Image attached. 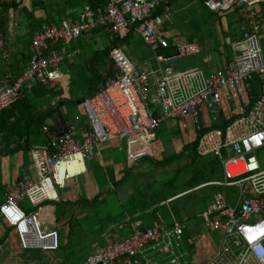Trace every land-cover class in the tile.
<instances>
[{
	"label": "built area",
	"instance_id": "2783aa9c",
	"mask_svg": "<svg viewBox=\"0 0 264 264\" xmlns=\"http://www.w3.org/2000/svg\"><path fill=\"white\" fill-rule=\"evenodd\" d=\"M24 1L0 0L16 5ZM174 1L107 0L100 6L86 4L75 16L44 22L32 31L29 61L22 72L1 81L0 113L36 85L49 91L62 87L66 75L60 67L65 61L74 62L67 46L91 41L96 31L120 40L134 34L153 54L137 65L123 46H114L108 55L114 72L80 103L82 115L68 123L49 118L42 126L45 145L29 153L37 178L23 177L8 186L0 205V222L15 230L23 250H59V232L50 227L53 217L46 203L60 202L59 189L86 173V161L98 146L112 140L123 143L132 166L157 156L160 123L181 120L184 127L187 122L195 126L197 155L216 157L225 177L207 184L225 191H217L199 215L207 231L221 234L203 264H264V169L257 157L264 147V0H203L217 14L237 11L245 30L223 70L207 75L198 68L177 71L173 64L199 55L196 43L177 44L174 55L160 53L170 46L165 28ZM8 12L13 16L14 9ZM1 21L0 9V25ZM12 52L0 28V55L9 61ZM254 77L261 80L255 100L248 91ZM24 201L35 209L26 212ZM184 233L185 219L168 223L158 215L151 226L136 220L128 236L115 239L80 264H193Z\"/></svg>",
	"mask_w": 264,
	"mask_h": 264
},
{
	"label": "crops",
	"instance_id": "0c3cea01",
	"mask_svg": "<svg viewBox=\"0 0 264 264\" xmlns=\"http://www.w3.org/2000/svg\"><path fill=\"white\" fill-rule=\"evenodd\" d=\"M22 6L26 7V11H31L30 4L26 3ZM173 8L174 12L165 28V36L171 46V48H168L169 52H171V49H174L175 52L176 45L179 43H196L200 48V54L197 56L203 54L197 62H193L188 66L180 61L182 58L176 59L173 62L175 69L184 71L198 68L206 75L222 71L233 57V47L243 38L245 30L242 23L237 26L235 23L238 21L233 16L228 15L229 12L217 14L209 11L204 6L203 0H175ZM262 10L264 12V5H262ZM185 12H189V14H185ZM172 17L176 18L177 24L180 23L179 27L181 29L178 26L171 25ZM239 19L241 22L240 16ZM25 21L27 24L25 32L27 30L29 35H32L36 25L33 26V20L31 19ZM185 25H190L186 28V31L191 30L192 32L183 34L182 27ZM201 28L209 31L213 38L210 39L212 43L204 40L200 33ZM20 31L15 37L19 45L17 48H15V45H13L15 46L14 49L12 48L11 38L7 41L13 52L7 63L0 64V84L3 79H13L18 76L29 61L31 35L28 38L29 40L25 41ZM105 33L109 32L96 31L93 33L92 40L88 41L89 43H85L84 40L75 41L72 51L75 54L77 53L80 59H90L98 50H103V47H99V44L94 43V41ZM13 34L15 33H11V35ZM111 38L113 37L111 36ZM113 40L115 39L113 38ZM142 43L139 37L131 34L123 44V47L127 49V53L131 55L137 65H141L145 60L152 59L153 56L149 49H145L141 45ZM216 44H218L217 55L215 53L211 54V46ZM26 50L27 54L25 53ZM65 75L63 86L58 87L56 90H47L46 93L41 92L38 94L33 88L27 93L26 103L22 102L17 106V114L21 111L25 114L23 120H15V116L7 119L6 115L9 114V112H6L7 110L0 113V166L3 175L0 205L4 201L5 190L8 186L18 182L23 177L32 180L37 178L29 153L32 148L44 146L46 140L42 127L40 128L37 122L32 119H35L38 113H46L59 105H52V101L48 96L63 92L69 84L68 76L71 73L67 72ZM75 106L78 110L74 117L82 115L81 105ZM226 110L227 105L222 106L225 119H227ZM64 111V107L61 106L51 118L58 117L64 123H68L72 118H69L68 112L65 114ZM156 113L157 115L160 113L158 106H156ZM203 118L206 120L207 117ZM80 127H83V125L80 124ZM158 132L161 136H165L171 144L174 155H168L163 143L160 146L155 145L157 153L155 158L148 157L129 166L123 143L112 140L97 147L94 157L86 161V173L70 179L63 188H60L58 191L59 203H46V207L53 217L50 227L59 232V250L50 252L23 250L15 230L0 222V235L2 237L0 264H80L87 256L102 250L115 239L130 234L131 224L134 221L140 220L143 224L146 222L155 223L156 218H152L155 217L153 213L155 209L154 207L151 208V198L148 201L149 193L147 191L159 188L158 182L160 181L158 179L162 175L157 173L155 175L158 177H155L154 173L156 171L153 168H157L162 172L163 170L159 168L163 166L164 168L166 166L170 168L171 161L175 159L186 157L187 162L184 165L188 166L196 163L199 158L194 159L195 156L192 154V145L195 144L197 133L191 122H187V127H184V122L181 120L164 121L160 123ZM206 163L212 179L202 180L192 188L171 195L161 202L160 206L168 203L172 204L174 201L184 198L193 190L198 191L212 186L207 185L211 182L223 181L225 177L219 160L213 157V159H208ZM146 176L150 179V183L154 182L153 186L146 187L141 184V187H139L135 184ZM144 191L147 193L141 196ZM216 192L217 190L214 191L213 195ZM140 197L147 199L148 202H141ZM22 205L28 213L35 209L27 201H24ZM177 208H179L177 209L179 218L174 216L173 219H185L184 239L186 242L188 241L186 247L191 252L193 264H203L209 255L214 252V249L210 248L212 235L204 228L200 214L195 215L191 207L186 205ZM189 241L193 243H189ZM215 247L216 243L214 244Z\"/></svg>",
	"mask_w": 264,
	"mask_h": 264
},
{
	"label": "rangeland",
	"instance_id": "374dc122",
	"mask_svg": "<svg viewBox=\"0 0 264 264\" xmlns=\"http://www.w3.org/2000/svg\"><path fill=\"white\" fill-rule=\"evenodd\" d=\"M33 1L34 0H25L24 4H30L31 6V12H27L24 10V12H21L20 8H16L14 9L13 12V16L9 15L7 17V23H8V29L7 33L5 35L6 41H8L10 38V42H11V46L14 49L17 48L18 45V40L15 38L16 35L19 33L23 34V38L25 41H28L30 35L29 33L25 32V26L26 21L25 19L30 17L33 19H41L39 22L40 23H44L47 22V17L50 15L51 17L55 18L56 21H58L61 18L67 17V15L69 13H72L73 11L78 12L80 11L83 7H82V0H38L39 4L41 5H45V7L43 9H40L39 7H35L33 6ZM72 3L73 6H66L67 3ZM21 6V5H20ZM48 8V12H46V9ZM64 9V10H62ZM205 10V9H204ZM185 14H189V12H185ZM28 15V16H27ZM228 15H231L234 17V19L238 22H236L235 24L238 26L240 22L239 19V14L237 11H233V12H229ZM28 18V19H30ZM43 19V20H42ZM173 21V22H172ZM172 21H171V25L172 26H178V28H180V23H176V18L172 17ZM40 25V24H38ZM190 27V25H185L182 27L183 29V34H186L188 32H192L191 30L186 31V28ZM181 29V28H180ZM191 29V28H190ZM203 28H201L200 33L202 34V37L204 38V40L206 42L212 43V41L210 39H213L212 36L210 35L209 31H206L205 29L202 30ZM14 31V32H13ZM197 31V29H196ZM99 32V31H97ZM231 32V31H230ZM233 32V30H232ZM11 33H15L13 35H11ZM95 33V32H94ZM199 33V34H200ZM111 34L109 33H105L99 36V39H95L94 43H98L99 47H103V49H107L109 48L115 41L113 40V38H111ZM85 43H89L88 41H85ZM141 43V42H140ZM73 44L75 45V43H71L70 45L67 46V51L69 53H71L72 55V60L74 61L73 64H69V61H65L62 63L61 65V70H63L64 73H71V75H69V79L68 82L69 84H67L66 88H64L63 92L60 94H56V95H50L48 96L50 98V101H52V105L55 104H61L63 101L64 104L62 105L64 107V113L69 114V118H72L71 120L74 119V115L76 114L77 106H75L74 104H72V102H76L80 99H83L86 96V90H87V86L90 84L89 83V75H91V73L93 72V77H96L97 71L93 70L91 67H89V65L84 66V62H86L87 60L84 59H80L78 57V54L74 53L72 50V46ZM15 45V46H13ZM145 47V49L147 48L143 43L141 44ZM218 44L211 46V54L217 55L218 52ZM261 46H262V51H263V55H264V37L261 39ZM134 47V45H133ZM125 48V47H124ZM126 49V48H125ZM148 49V48H147ZM129 50H131L129 48ZM215 50V51H212ZM127 51V49H126ZM128 52V51H127ZM25 53L27 54V50L25 51ZM131 56V55H130ZM203 56V54L201 55ZM201 56H193V57H189V58H182L180 61L185 63L187 66L189 64H193V62H197V60L200 59ZM7 63V61H5L1 55H0V64L3 65L4 63ZM95 79L94 83H97L98 80ZM66 90V92H65ZM59 92H61L59 90ZM51 118V117H49ZM47 118V120L49 119ZM158 138L155 141V145L160 146L161 144L166 147L167 149V153L168 155H174V150L171 148V144H169L168 140L166 139L165 136H161L159 134V132L157 133ZM214 156H207V157H200L198 158L197 162L194 164H189L188 166H185L184 164H186V157L182 158H178L175 159L174 161H171V165L170 168H168V166H166L164 168V166L162 168H159L160 170L162 169L163 171H165V175L162 172H160L157 168H153L154 171H156L154 173L155 174L159 173L162 176H159V181L158 182V187L155 190H151V191H147L149 193V199L148 201H150L151 198V205L155 211L153 212L155 215V217H152L153 219L156 218L158 215H160L166 222L171 223L173 221V217L176 216L177 218H179V215L177 213V207H182V206H189L191 207V210L193 212H195V215L197 214H201L212 202V195L214 193V191H220L223 190L225 191L224 188H219V187H213V186H208L205 187L204 189H200V190H193L190 193H188L187 195H185L184 198L174 201L172 204L168 203V204H163L160 206V203L165 201L168 197H170L173 194H178L179 192H183L189 188H192L193 186H195L197 183L203 181H207L212 179L210 177V173L208 172L209 167L207 166L206 161H208V159H213ZM257 157L259 160V163L261 165V167L264 169V147L260 150H258L257 152ZM1 160V159H0ZM2 172H1V166H0V196L2 195V190H1V186H2ZM137 181V178L135 179ZM154 183V182H153ZM153 183H150V179L146 176L143 177L142 180L137 181L135 184H137L139 187H141V184H143L144 186H153ZM153 189V188H151ZM60 190V189H59ZM143 191V190H142ZM146 191H144V193H141V196L147 193ZM135 196V195H134ZM138 200V199H137ZM176 200V199H175ZM1 201V199H0ZM140 201L141 202H148L147 199L140 197ZM97 202V201H96ZM181 204V205H180ZM22 207L24 208V206L22 205ZM26 210V209H25ZM145 226H151L150 223L146 222L144 224ZM201 229V228H200ZM212 235V245H210V248H214V244L216 243V246L219 242L220 239V232H213V231H209ZM129 234H127L126 236H128Z\"/></svg>",
	"mask_w": 264,
	"mask_h": 264
},
{
	"label": "trees",
	"instance_id": "16d2710c",
	"mask_svg": "<svg viewBox=\"0 0 264 264\" xmlns=\"http://www.w3.org/2000/svg\"><path fill=\"white\" fill-rule=\"evenodd\" d=\"M106 2H107V0H82V7L84 8V6L86 4H90L92 6H100V5H104ZM33 6L39 7L40 9H43L45 7V5L39 4L38 0L33 1ZM66 6H73V4L68 2ZM10 8H13V9L20 8L21 12H24V10L26 11L25 6L16 5L15 3H2V2H0V9L2 10V21H1L0 28L4 32L5 35L7 33V30H9L8 29V23H7L8 22L7 17L9 16L8 11ZM62 10H64V9H62ZM27 12H31V11H27ZM46 12H48V8L46 9ZM76 13L77 12L73 11L72 13H69L67 16H75ZM28 18H30V17H28ZM28 18H26V19H28ZM30 19L33 20V26L36 25L35 28L33 29V31L43 24V23H40L41 19L37 20L36 18L33 19V17ZM46 19H47V22H56L55 18L51 17L50 15ZM38 24H40V25H38ZM128 38H129V36L123 40H120L119 38L115 39L114 40L115 42L109 48H107L105 50L104 49L98 50L96 53H94L91 56L90 59H88L86 62H84V64H83L84 66L89 65V67H91L93 70L97 71L96 77L95 76L94 77L96 78V80H98L97 83H94L95 79L93 77V75H94L93 72L91 73V75H89V83L90 84L87 86L86 96L92 95L95 92H97L99 90V88L103 85L104 81L106 80V77L113 74L114 68H113L112 63L108 59L109 50L111 48H113L114 46H123V44L125 43V40H127ZM169 48H171V46H169ZM169 51L170 50H168V48L167 49H161L160 53H162L164 55H170V54H175V52H176V51L174 52V49H171V52H169ZM260 83H261L260 78L254 77L252 79L251 83L248 85V91H249V94L251 96V99L253 98L255 100L259 97ZM45 89L46 88L42 87V85H36L34 87L35 92H37L38 94L41 92L46 93L49 91V90L47 91V89L46 90ZM25 98H26V96L23 99H20L19 101H17L13 106L6 109L7 111L4 110L6 112H9V114L6 115L7 119H9L12 116L13 117L15 116V118H16L15 120H17V119L23 120V117L25 116V114L22 111L17 114V106H18V104H20L22 102L26 103L27 100H25ZM83 99H80V100L74 102L73 104L78 105L83 101ZM64 102L65 101H63L61 104H59L56 108L52 109L51 111H48L46 113H38L37 116L35 117V119H32V120L34 122H37V125H39V127L41 128L42 125H44L45 122L47 121V118L54 116V114L61 108V106L64 104ZM25 103H24V105H25ZM14 108H16V110L13 111ZM3 112H1V113H3ZM16 124L18 125V123H16ZM195 145H196V142H195V144L192 145L193 146V153L192 154L195 156L194 159H197V157H199V156L197 155Z\"/></svg>",
	"mask_w": 264,
	"mask_h": 264
},
{
	"label": "water",
	"instance_id": "95a60500",
	"mask_svg": "<svg viewBox=\"0 0 264 264\" xmlns=\"http://www.w3.org/2000/svg\"><path fill=\"white\" fill-rule=\"evenodd\" d=\"M61 118V116H59Z\"/></svg>",
	"mask_w": 264,
	"mask_h": 264
}]
</instances>
